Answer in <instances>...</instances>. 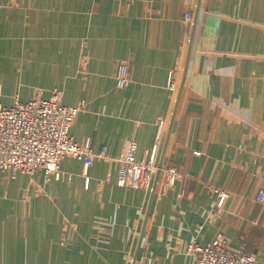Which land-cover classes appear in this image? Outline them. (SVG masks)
<instances>
[{"label": "crops", "instance_id": "crops-1", "mask_svg": "<svg viewBox=\"0 0 264 264\" xmlns=\"http://www.w3.org/2000/svg\"><path fill=\"white\" fill-rule=\"evenodd\" d=\"M53 90L95 159L0 172V264H196L218 236L264 264V0H0V105ZM130 143L180 177L118 186Z\"/></svg>", "mask_w": 264, "mask_h": 264}, {"label": "built area", "instance_id": "built-area-1", "mask_svg": "<svg viewBox=\"0 0 264 264\" xmlns=\"http://www.w3.org/2000/svg\"><path fill=\"white\" fill-rule=\"evenodd\" d=\"M184 19L189 20L188 13H185ZM126 83V65L120 64L117 85L123 87ZM166 87L170 92L176 89L173 71L168 75ZM81 109L82 105H62L60 93L56 90L47 99L35 96L27 102L15 100L9 107L0 105V172H40L45 177L58 179L59 161L67 156L83 161L84 167L90 166L95 159L90 141L78 144L69 134L72 122ZM164 122H159L160 129ZM154 154L155 148L146 151V159L136 160L135 145L130 143L117 159L116 184L151 191L150 182L154 181L153 185H156L160 177L163 186L172 185L180 177L179 173L167 163L159 166ZM211 190L217 196L216 206L221 207L228 197L227 193L213 187ZM256 201L264 204V187L257 192ZM184 253L191 256L196 264H257L252 255L229 247L223 236L205 245L192 241L186 244Z\"/></svg>", "mask_w": 264, "mask_h": 264}, {"label": "water", "instance_id": "water-1", "mask_svg": "<svg viewBox=\"0 0 264 264\" xmlns=\"http://www.w3.org/2000/svg\"><path fill=\"white\" fill-rule=\"evenodd\" d=\"M161 161H160V163H158L159 164V166L161 165ZM157 178V177H156ZM153 186H155V184L153 185ZM153 190H154V187L152 188V191H151V193L153 194ZM135 259H133V261H134ZM134 264V263H133Z\"/></svg>", "mask_w": 264, "mask_h": 264}, {"label": "rangeland", "instance_id": "rangeland-1", "mask_svg": "<svg viewBox=\"0 0 264 264\" xmlns=\"http://www.w3.org/2000/svg\"><path fill=\"white\" fill-rule=\"evenodd\" d=\"M59 92V91H58Z\"/></svg>", "mask_w": 264, "mask_h": 264}]
</instances>
